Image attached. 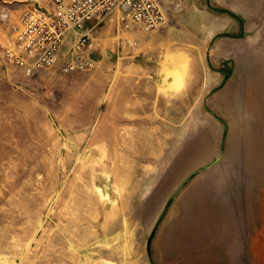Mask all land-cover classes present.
Returning a JSON list of instances; mask_svg holds the SVG:
<instances>
[{"label":"rangeland","instance_id":"obj_1","mask_svg":"<svg viewBox=\"0 0 264 264\" xmlns=\"http://www.w3.org/2000/svg\"><path fill=\"white\" fill-rule=\"evenodd\" d=\"M20 1L0 0V264H264V0H173L155 48L103 28L93 70L36 77L3 49Z\"/></svg>","mask_w":264,"mask_h":264},{"label":"built area","instance_id":"obj_2","mask_svg":"<svg viewBox=\"0 0 264 264\" xmlns=\"http://www.w3.org/2000/svg\"><path fill=\"white\" fill-rule=\"evenodd\" d=\"M173 0H49L27 4L15 38L3 46L7 60L28 76L94 69L92 32L116 14L121 30L148 33L165 21ZM179 7V6H178ZM92 23V27L87 24ZM133 45V43H130Z\"/></svg>","mask_w":264,"mask_h":264},{"label":"crops","instance_id":"obj_3","mask_svg":"<svg viewBox=\"0 0 264 264\" xmlns=\"http://www.w3.org/2000/svg\"><path fill=\"white\" fill-rule=\"evenodd\" d=\"M27 1H29V3H31V2H33V3H38V5H40V6H45L47 3H48V1L49 0H21L20 1V5H21V11H22V9L27 5V4H29ZM37 1V2H36ZM21 13V12H20ZM87 26L88 27H92L93 26V24L92 23H89V24H87ZM103 28H108L107 29V33L109 32V31H111V30H113L114 28H118L117 27V21H116V14L115 15H113L109 20H107L103 25H101L100 27H96V28H94L93 29V32H92V45L95 43L94 42V39H95V41L97 40V38H94L93 36L94 35H96V34H99L100 32L102 33V29ZM169 28V27H168ZM119 29V28H118ZM163 29L164 30H166V25L165 26H163ZM151 32V31H150ZM150 32H148V33H145V35H146V37H150L151 38V40L150 41H148V43H150V47L151 48H155L156 46H155V43L152 41L153 39H152V37L154 36V34L156 33V31H152L151 33ZM92 53V52H91ZM55 72H57V71H55ZM54 72V73H55ZM58 73V72H57ZM44 74V73H43ZM42 75V74H41ZM40 75V76H41Z\"/></svg>","mask_w":264,"mask_h":264},{"label":"water","instance_id":"obj_4","mask_svg":"<svg viewBox=\"0 0 264 264\" xmlns=\"http://www.w3.org/2000/svg\"><path fill=\"white\" fill-rule=\"evenodd\" d=\"M223 147H224V144H222V146H221V148H220V150H219V152H218V154H217V156H216V158H215L213 163L209 164L206 168L194 170L190 174L185 176V178L181 181V183L178 185V187L170 195L169 201L171 199H173L174 196L187 184V182L190 180V178H192V176L196 175L197 173H199L202 170H206V169L210 168L214 163L218 162L220 160V158H221V155H222V152H223ZM164 211L165 210H163L161 212V214L159 215L158 220L156 222V225L161 221L162 216L164 214Z\"/></svg>","mask_w":264,"mask_h":264}]
</instances>
